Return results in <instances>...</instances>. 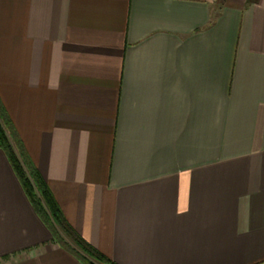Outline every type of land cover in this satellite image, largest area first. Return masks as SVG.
<instances>
[{"label": "crops", "instance_id": "0c3cea01", "mask_svg": "<svg viewBox=\"0 0 264 264\" xmlns=\"http://www.w3.org/2000/svg\"><path fill=\"white\" fill-rule=\"evenodd\" d=\"M0 99L114 263L264 264V0H0ZM0 264H80L2 149Z\"/></svg>", "mask_w": 264, "mask_h": 264}, {"label": "trees", "instance_id": "16d2710c", "mask_svg": "<svg viewBox=\"0 0 264 264\" xmlns=\"http://www.w3.org/2000/svg\"><path fill=\"white\" fill-rule=\"evenodd\" d=\"M0 149L4 151L34 211L53 241L80 264H116L88 244L67 222L47 184L27 154L0 99Z\"/></svg>", "mask_w": 264, "mask_h": 264}]
</instances>
